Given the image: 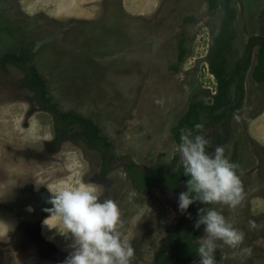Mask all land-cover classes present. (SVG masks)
<instances>
[{
    "label": "rangeland",
    "instance_id": "374dc122",
    "mask_svg": "<svg viewBox=\"0 0 264 264\" xmlns=\"http://www.w3.org/2000/svg\"><path fill=\"white\" fill-rule=\"evenodd\" d=\"M231 3L236 18L229 73L249 38L261 33L264 0ZM225 5L220 0L212 11L208 0H0V56L15 49L32 52L27 67L35 66L47 81L50 104L93 121L111 142L114 161L104 173L102 152L79 138L83 125L57 122L45 100L28 87L27 67L0 58V264H63L73 251L70 238L44 224L50 215L44 209L52 207L47 184L97 187L101 200L113 199L121 208L135 248L132 264H156L171 227L176 231L186 222L188 209L179 210L184 186L172 191L150 185L140 191L122 161L151 172L161 165L170 171L183 166L175 131L193 101L208 105L217 92L208 54ZM257 49L238 80L245 87L242 112L232 116L221 146L242 170L245 199L235 209L208 208L221 211L245 239L260 240L263 247L264 82L253 77ZM202 119L210 122L211 115L203 111ZM222 130V123H211L199 132L208 140L206 152ZM40 193L45 202L38 213L32 202ZM30 215L36 224L21 233ZM217 244V264L264 263V254L253 260L260 246L248 255ZM186 264H199V257Z\"/></svg>",
    "mask_w": 264,
    "mask_h": 264
},
{
    "label": "clouds",
    "instance_id": "9594fccd",
    "mask_svg": "<svg viewBox=\"0 0 264 264\" xmlns=\"http://www.w3.org/2000/svg\"><path fill=\"white\" fill-rule=\"evenodd\" d=\"M203 127L196 124L197 130ZM208 140L191 129L181 130L180 144L184 175L188 176L187 191L179 195V210L183 213L194 202L205 205H225L235 209L245 199L241 180L242 170L231 162L224 149L218 147L214 155L206 152ZM239 170V171H238ZM50 215L44 224L55 228L61 235L71 239L73 251L63 264H132L135 248L126 233L120 206L113 199L101 200V191L93 185H64L53 188ZM55 220L57 223L53 224ZM204 226V235L199 240L197 254L199 264H217L215 253L220 241L233 249L244 244L245 233L226 219L216 208H200L195 227ZM252 227H256L253 222ZM242 253L251 255L250 248Z\"/></svg>",
    "mask_w": 264,
    "mask_h": 264
},
{
    "label": "trees",
    "instance_id": "16d2710c",
    "mask_svg": "<svg viewBox=\"0 0 264 264\" xmlns=\"http://www.w3.org/2000/svg\"><path fill=\"white\" fill-rule=\"evenodd\" d=\"M220 0H208L209 8L215 11L219 7ZM226 14L221 21V26L218 34L214 37L213 45L209 51L208 58L211 61L212 71L218 82L217 92L210 104H205L202 101H193L185 115L179 121L175 137L180 142L181 130L191 129L193 134H199L206 129L211 123H222L223 130L218 134L217 140H222L223 143L228 140L225 136L226 131L231 130V118L234 115L242 112V98L245 95L244 80L238 82L237 77H244L245 72L251 65L252 50L257 47V61L254 64L253 77L264 82V8L259 14V19L262 23L261 33L249 38L248 46L243 55L236 62L235 69L229 73L227 68L229 43L235 38L233 31V22L236 18V9L232 5L231 0H226ZM186 49L182 47L180 59L182 60ZM0 58L7 62H13L18 66L27 67L26 61L32 58V52H26L24 49L13 50L6 52ZM28 87L30 90L39 94L46 102L48 109H51L58 118L59 122L66 124L80 123L83 125L82 135L87 143L102 152L103 165L108 168L111 156L108 152L111 142L106 136L100 135L98 127L90 119L84 118L78 114L71 112H60L56 107V103L50 104V99L47 96L48 84L45 78L39 73L35 66H28ZM236 81V92L232 94V83ZM207 111L211 115L210 122L203 121L202 112ZM196 124H202L203 127L199 130L195 128ZM67 133V130H66ZM59 139V137H58ZM206 146V151H207ZM131 179L134 186L138 190L148 189L150 185L159 186L162 190L177 191L178 186L182 184L184 191H187L186 183L189 179L184 175V168L181 166L178 170L170 171L164 165L155 169L154 172L146 171L133 163L128 165ZM201 202H194L189 206L182 220L186 222L182 225V229L173 230L171 227L168 237L165 239L160 251L156 255V264H186L192 259L198 258L197 248L199 243L194 241L195 236L202 235L204 226L199 229L195 227V222L198 219V210L200 208H208ZM172 248V249H171ZM169 250V251H168Z\"/></svg>",
    "mask_w": 264,
    "mask_h": 264
},
{
    "label": "flooded vegetation",
    "instance_id": "af4514ba",
    "mask_svg": "<svg viewBox=\"0 0 264 264\" xmlns=\"http://www.w3.org/2000/svg\"><path fill=\"white\" fill-rule=\"evenodd\" d=\"M237 80H239V76L237 77ZM51 112H52V111H51ZM52 113H54V112H52ZM54 115L56 116V121L59 122V121H58V120H59L58 116H57L55 113H54ZM73 124L75 125V124H80V123H73ZM228 133L230 134V131H226V132H225V136H226V137L229 136ZM83 136H84V135H82V136L80 137V135H79V138H80L85 144H87V146H88L89 148H93V147H91V146L87 143L86 140H84ZM218 141H222V140H218ZM224 143H225V142H224ZM224 143H223V141H222V145H223ZM93 149H96V148H93ZM97 150H98V149H97ZM102 162H103V158H102ZM111 162H112V161H109V166H108V168L104 167V165H103V163H102V168H103V172H104V173H107V172L109 171V169L111 168L112 163H113L114 161H113L112 163H111ZM122 162L125 164V166H126V168H127V172H128V174H129V177L131 178V174H130L129 169H128V165L130 164V162H128L126 159H123ZM95 181L98 182L97 180H95ZM131 181H132V179H131ZM132 182H133V181H132ZM44 190H46V189L44 188L43 191H44ZM140 191H142V190H140ZM183 192H184V191H183ZM45 194H46V193H45ZM46 195H47V194H46ZM42 197H43V195L40 193V194H39V197L37 196L36 199H35V200H36V203H35V201L32 202V203H34L33 205H35L36 207L39 208L38 213L42 212V209H43V206H44V202H45V200H44V202H43ZM23 204H26V202H25L24 200H23ZM39 216H40V215H39ZM40 218H41V216H40ZM254 223H255V222H254ZM25 224L27 225V227L24 228L23 231H22L21 233H26L25 230H27V229H30V230H31V228L33 227V225L36 224V219H35V217H33L32 215H30L29 220L26 221ZM32 233H33V232H32ZM33 234H34V233H33ZM34 236H36V234H34ZM260 244H261L260 240H258V241L255 243V240H253V239H245V240H244V244L241 245L240 248H250V249L252 250V248L255 249L257 246H260ZM260 247H261L260 250L255 249V253H256V254L253 255V260H254V258H256L257 256H260V255H263V254H264V246H263V247L260 246ZM237 249L240 250L239 248H237ZM253 260H251V261H253ZM247 262H250V260L247 261ZM261 263L264 264L263 262H261Z\"/></svg>",
    "mask_w": 264,
    "mask_h": 264
},
{
    "label": "water",
    "instance_id": "95a60500",
    "mask_svg": "<svg viewBox=\"0 0 264 264\" xmlns=\"http://www.w3.org/2000/svg\"><path fill=\"white\" fill-rule=\"evenodd\" d=\"M229 134V133H228ZM221 146H222V141H218L217 142V144H216V146L212 149V150H210L208 153H210V154H213L214 155V153H215V150L218 148V147H220L221 148Z\"/></svg>",
    "mask_w": 264,
    "mask_h": 264
}]
</instances>
